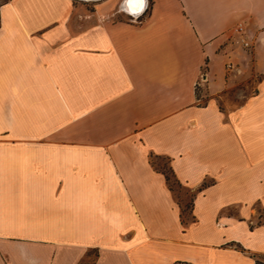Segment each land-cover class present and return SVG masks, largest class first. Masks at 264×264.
<instances>
[{"label":"crops","instance_id":"obj_1","mask_svg":"<svg viewBox=\"0 0 264 264\" xmlns=\"http://www.w3.org/2000/svg\"><path fill=\"white\" fill-rule=\"evenodd\" d=\"M76 1L0 5V264H254L264 0Z\"/></svg>","mask_w":264,"mask_h":264},{"label":"rangeland","instance_id":"obj_2","mask_svg":"<svg viewBox=\"0 0 264 264\" xmlns=\"http://www.w3.org/2000/svg\"><path fill=\"white\" fill-rule=\"evenodd\" d=\"M6 0H0V5L5 2ZM94 2H90L88 0H77L75 5H80L83 6V9L85 11H90L91 10V5ZM149 161L151 163V165L161 171L162 173H164L168 178H169V182H170V186H171V190L176 194L178 200L180 201L181 207L183 209L184 212H186L188 210L189 207V203H190V198H191V194L188 193L186 190H184L183 188H181L180 186H178L171 178L169 172H168V166L166 161L163 158H158V157H153L151 156L149 158ZM256 261L259 262V264H264V259L262 257H256L255 258Z\"/></svg>","mask_w":264,"mask_h":264},{"label":"clouds","instance_id":"obj_3","mask_svg":"<svg viewBox=\"0 0 264 264\" xmlns=\"http://www.w3.org/2000/svg\"><path fill=\"white\" fill-rule=\"evenodd\" d=\"M130 7L133 8V11L135 13H142V11L144 10V8H146L147 6V0H137V3L135 5L130 4Z\"/></svg>","mask_w":264,"mask_h":264},{"label":"trees","instance_id":"obj_4","mask_svg":"<svg viewBox=\"0 0 264 264\" xmlns=\"http://www.w3.org/2000/svg\"><path fill=\"white\" fill-rule=\"evenodd\" d=\"M164 178H165V182L167 184V186L169 187V189H171V186H170V182H169V178L164 174ZM173 180V179H172ZM174 181V180H173ZM175 182V181H174ZM264 259V256L262 257ZM254 264H259L258 261L254 260Z\"/></svg>","mask_w":264,"mask_h":264}]
</instances>
